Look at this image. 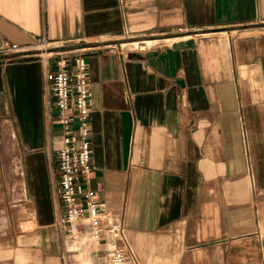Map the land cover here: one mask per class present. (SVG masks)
I'll use <instances>...</instances> for the list:
<instances>
[{"label":"crops","instance_id":"0c3cea01","mask_svg":"<svg viewBox=\"0 0 264 264\" xmlns=\"http://www.w3.org/2000/svg\"><path fill=\"white\" fill-rule=\"evenodd\" d=\"M38 37L89 64V187L139 264H264V0H0V46ZM18 56L0 60V213L27 197L38 229L1 224L0 264L104 263L85 220L59 235L45 60Z\"/></svg>","mask_w":264,"mask_h":264},{"label":"built area","instance_id":"2783aa9c","mask_svg":"<svg viewBox=\"0 0 264 264\" xmlns=\"http://www.w3.org/2000/svg\"><path fill=\"white\" fill-rule=\"evenodd\" d=\"M36 44L46 45L48 42L45 37H38ZM27 48L29 46L17 42H5L0 46V53L25 51ZM54 57L51 67L49 60ZM88 75L89 64L80 54L70 60L66 53L56 52L45 59L43 85L50 96L45 117L49 123L58 124L61 131L57 167L50 168L52 180L58 175L53 183L58 200L56 225L62 239L68 235L76 242L80 234L79 223L85 220L94 240L106 237L109 253L107 260L100 264H124L127 252L133 264H139L127 245L123 218L97 201L89 187L93 167L89 136L92 92ZM80 196H83V202ZM62 264L74 263L64 258Z\"/></svg>","mask_w":264,"mask_h":264},{"label":"rangeland","instance_id":"374dc122","mask_svg":"<svg viewBox=\"0 0 264 264\" xmlns=\"http://www.w3.org/2000/svg\"><path fill=\"white\" fill-rule=\"evenodd\" d=\"M261 25H255V26H261ZM258 28H260V27H258ZM131 40L132 39L127 38V39H124L122 41H131ZM137 41H142V40H137ZM150 44L149 43H146V46H149ZM119 49H120V51L123 52V51H130V50H140L142 48L137 47V46L134 47V45L132 43H126L124 45H122V43H119ZM54 50L55 49L50 48L49 43L46 44V45H41V44H36L35 45V41H34L33 45L32 46H29V48H27V50H25V51H16L17 53L16 52H11V54H9V53H2L1 52L0 53V60H6V61L7 60H10L9 59V56H11V55H17V54L19 55L18 57H26V56L29 57L30 56V57H37L39 59L45 60L48 56L53 55V53H55ZM49 52H53V53H49ZM7 57H8V59H6ZM44 121H45V127L47 129V127H49V124L50 123L46 120V117L44 118ZM0 143H1V145H0V163H1L0 164V169H3V166H6L8 164L6 160L4 161V159H5L4 153L1 151L2 150V148H1L2 147V144L5 143V140L2 139V138H0ZM6 148H9V146L6 147ZM11 151H14V149L11 150ZM10 165H8L7 167L9 168ZM11 168H13V166H10L9 169H11ZM19 168H20V158L18 156V169ZM9 184H10L9 179H5V177H1V181H0V192L4 191V188L5 187H6V190H9V187H10ZM18 187H20V180L19 179H18ZM3 206H5V205H3ZM11 207L13 208L14 205H11ZM27 208L29 210H31L32 212L35 211L34 206H33L32 202L29 199H27V198L25 200L18 199V209H15V210H18V213H19V212L27 211L28 210ZM3 211H4V214L5 215L2 216V222L0 223V225L1 224L2 225L5 224V227L8 229V231H9V229L12 226V230H14L13 231L14 234H18V237H21V236L26 237V236H28L30 234H33L38 229V225H37V222L36 221H35V224H34V226H33L32 229L29 228L27 230H23L22 228H19V224L18 223L20 222V225L25 224V223L28 224L29 223L28 219H25L24 220V219L18 217V222L15 225V222L13 220V217H11V219H10V217L8 216V210L6 209V207H5V209H3ZM12 213L14 214V211ZM12 213H11V215H13ZM9 221H11V222H9ZM6 223H7V226H6ZM10 223H12V225ZM3 227L4 226H2V228ZM0 230H2V229H0ZM12 230H10V231H12Z\"/></svg>","mask_w":264,"mask_h":264},{"label":"bare ground","instance_id":"6f19581e","mask_svg":"<svg viewBox=\"0 0 264 264\" xmlns=\"http://www.w3.org/2000/svg\"><path fill=\"white\" fill-rule=\"evenodd\" d=\"M136 45H138V46H140V47H143L144 46V43H136ZM50 53V52H49ZM3 135H6V136H8V137H10L11 135H12V133H10V132H8V130H3ZM10 185V187H12L13 188V185L10 183L9 184ZM22 188V187H21ZM21 188H19L18 187V192H22V190L23 189H21ZM27 198V197H26ZM25 197H22V200H25L26 199ZM23 202V201H22ZM14 208V207H13ZM4 209H5V207H4ZM28 209V208H27ZM13 211H14V214L12 215V217H13V220H14V222H15V225H16V223L18 222V217L19 218H22V219H28V221H29V223L27 224V223H25V224H22V225H20V222L18 223L19 224V228H22L23 230H27V229H32L33 228V226H34V224H35V219H34V215H33V212L31 211V210H27V211H23V212H19L18 213V210H15V209H13ZM31 211V212H30ZM2 216L3 215H5L4 213H0ZM6 217V216H5ZM16 220V221H15ZM10 222V221H9ZM9 227V226H8Z\"/></svg>","mask_w":264,"mask_h":264}]
</instances>
